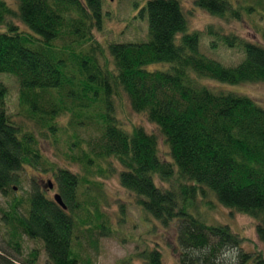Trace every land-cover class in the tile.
<instances>
[{
    "label": "trees",
    "instance_id": "trees-1",
    "mask_svg": "<svg viewBox=\"0 0 264 264\" xmlns=\"http://www.w3.org/2000/svg\"><path fill=\"white\" fill-rule=\"evenodd\" d=\"M9 1L0 0V77L13 75L19 89L12 116L0 78V195L15 188L18 172L28 166L51 173L65 206L46 195L49 180L43 189L34 179L26 210L16 200L7 208L0 203V264L36 263L35 248L17 259L24 236L42 243L46 264H94L72 250L75 230L87 232L95 248V233L105 236L110 228L95 205L96 194L82 201L76 195L81 185L101 188L100 178L112 172L154 219L175 225L179 264H264V252L245 251L228 225L207 224L192 212L213 191L224 207L257 221L264 243V108L248 95L204 83L264 82V42L223 33L210 23L206 34L244 53L226 66L200 53L201 32L189 29L180 0H146L139 15L146 16L147 38L105 45L94 35L103 25V0ZM192 1L218 18L264 12V0ZM159 62L167 68H147ZM120 91L160 131L171 160L161 158L154 133L122 127L112 102ZM62 116H68L64 126L58 122ZM57 133L68 135L76 151L65 157L79 170L44 158L40 138L56 144ZM138 256L145 264H164L155 247Z\"/></svg>",
    "mask_w": 264,
    "mask_h": 264
},
{
    "label": "rangeland",
    "instance_id": "rangeland-1",
    "mask_svg": "<svg viewBox=\"0 0 264 264\" xmlns=\"http://www.w3.org/2000/svg\"><path fill=\"white\" fill-rule=\"evenodd\" d=\"M146 0H103V25L101 30H95L94 35L103 45L108 42H137L145 40L147 37V19L146 16H140L139 11L144 6ZM187 14L190 30L200 31L199 50L209 58H213L226 66H233L240 62L244 53L238 47H229L217 37L206 34L207 26L213 24L221 27L223 33H236L241 38L251 42H264V12L258 13L253 11L247 13L242 11L239 19L235 18H218L200 7H196L192 0H180ZM12 6L14 1L10 0ZM21 25V23H20ZM21 27H24L21 25ZM213 42V43H212ZM105 56L109 58L108 52ZM148 69H165V63L150 64ZM7 88L6 107L9 114L14 116L18 107V82L13 75H2L0 77ZM206 86L215 90H226L242 95H248L255 103L264 108V82H244L238 84L221 83L215 79L204 80ZM116 117L122 122V127L129 130L131 126H142L145 131L154 133L157 136L158 152L162 159L171 160L168 146L163 141V137L157 127L147 121L143 113L133 111L129 105V101L124 92L120 91V95L115 96L112 100ZM68 116L58 118L60 125L66 124ZM15 119H18L15 117ZM70 133V132H69ZM85 132L81 131L80 135L86 137ZM94 134V133H93ZM57 142L52 144V138L47 140L40 138V147L42 154L47 160L53 161L58 166H65L72 170H79L75 164L68 162L65 155L75 152L76 149L68 146V135L66 133H57ZM115 165L117 168L120 166ZM18 182L13 184L15 187L6 196L0 195V203L7 208L14 200L20 202V208L26 210L28 206V197L32 186V179L44 187L49 179L53 180L50 172L45 173L40 170H34L26 166L18 172ZM154 180L159 185L158 174H154ZM102 187L85 189L79 186L76 198L80 201L85 199L86 195L91 197L96 194L94 200L99 213L110 231L107 235L101 236L95 233L97 243L93 248L87 240L88 233L75 230L76 238H73L72 250L76 251L81 257L86 256L94 262V264H145L138 254L144 249L155 247L159 249L164 264H179L177 256L176 229L175 225L165 227L157 219H154L142 205L136 202V196L128 192L119 184V175L111 173L109 176L100 178ZM46 195L50 198L56 192L55 187L46 189ZM93 193V194H92ZM98 195L99 198L96 196ZM198 207L192 210L198 213L207 224H225L228 225L230 231L237 233L241 237L242 247L245 251L264 252V243L258 240L255 226L257 221L251 216L233 211L224 207L213 191L206 192L204 199L197 200ZM95 213L94 205L89 206ZM80 217H86L83 212ZM87 219H94L93 216H87ZM5 231L2 227L1 233ZM10 254H15L14 250L7 248L6 243L1 241ZM22 253L16 255L18 260L25 257L32 249H37V260L35 264H46L47 256L40 241L32 240L27 237L21 239ZM233 252V251H232ZM233 253H227L223 258L229 261Z\"/></svg>",
    "mask_w": 264,
    "mask_h": 264
},
{
    "label": "water",
    "instance_id": "water-1",
    "mask_svg": "<svg viewBox=\"0 0 264 264\" xmlns=\"http://www.w3.org/2000/svg\"><path fill=\"white\" fill-rule=\"evenodd\" d=\"M52 187H53V184H52V182L49 180V182H48V188L50 189V188H52ZM53 198L56 200V202H57L60 206H62V207L65 206L64 203H63V201H62V199L60 198L59 193H54V194H53Z\"/></svg>",
    "mask_w": 264,
    "mask_h": 264
}]
</instances>
